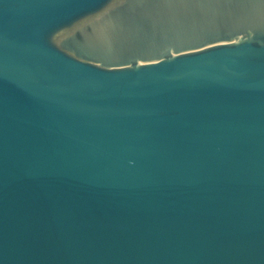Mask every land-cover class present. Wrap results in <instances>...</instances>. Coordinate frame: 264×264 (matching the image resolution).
Instances as JSON below:
<instances>
[{
  "label": "water",
  "instance_id": "95a60500",
  "mask_svg": "<svg viewBox=\"0 0 264 264\" xmlns=\"http://www.w3.org/2000/svg\"><path fill=\"white\" fill-rule=\"evenodd\" d=\"M0 0V264H264V3Z\"/></svg>",
  "mask_w": 264,
  "mask_h": 264
},
{
  "label": "snow or ice",
  "instance_id": "6c2138e0",
  "mask_svg": "<svg viewBox=\"0 0 264 264\" xmlns=\"http://www.w3.org/2000/svg\"><path fill=\"white\" fill-rule=\"evenodd\" d=\"M235 2L236 0H164L163 3L159 4L197 7L204 4L227 5ZM261 3H264V0H261Z\"/></svg>",
  "mask_w": 264,
  "mask_h": 264
}]
</instances>
